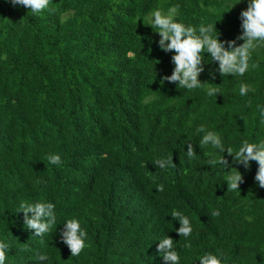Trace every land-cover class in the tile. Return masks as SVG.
I'll return each instance as SVG.
<instances>
[{"label": "trees", "instance_id": "obj_1", "mask_svg": "<svg viewBox=\"0 0 264 264\" xmlns=\"http://www.w3.org/2000/svg\"><path fill=\"white\" fill-rule=\"evenodd\" d=\"M225 3L50 0L34 15L0 0V239L11 244L5 264H38L40 253L51 264H166L155 239L165 234L181 264H199V254L217 249L224 264H264L258 163L244 168L225 150L224 171L236 167L243 176L240 191L231 190L228 173L208 165L221 153L201 148L195 131L203 124L233 148L264 139V50L242 77L221 76L205 52L199 79L222 91L208 97L161 84L174 69L173 53L159 48L146 24L151 12L178 6L181 22L216 20L218 39L242 44L247 0L220 16ZM241 83L254 91L239 96ZM186 143L197 153L191 160ZM50 154L61 164H49ZM161 157L172 159L167 170L152 163ZM36 200L55 203L60 222L42 240L17 211L21 201ZM171 211L192 222L190 249ZM73 217L88 233L76 257L60 238L63 220Z\"/></svg>", "mask_w": 264, "mask_h": 264}, {"label": "clouds", "instance_id": "obj_2", "mask_svg": "<svg viewBox=\"0 0 264 264\" xmlns=\"http://www.w3.org/2000/svg\"><path fill=\"white\" fill-rule=\"evenodd\" d=\"M16 7H23L31 11L32 14H39L49 9L50 0H9ZM241 3V0H226V3L218 13L230 10L234 5ZM242 32L237 39L243 40L237 45L235 40L222 41L218 39V32L215 28V21L202 20L198 25L185 24L179 19L178 6L171 7L167 11L157 9L147 17V25L158 33V46L165 52H172L171 57L174 69L170 75L161 78V84L165 81L176 84L180 89L188 91H203L208 97H216L222 93L221 89L213 86L214 83L202 82L199 79L200 73L204 71V53L208 54L210 61L218 65V72L221 76L242 77L246 72L256 69L258 63L253 61V56L264 50V0H247L246 9L240 13ZM144 20V18H143ZM227 45V46H226ZM254 91L253 87L246 83H241L238 94L241 97L247 96ZM264 115V110L261 112ZM201 134L198 141L201 148L210 146L221 155H213L208 161L211 167L219 166L222 171L228 165V160L224 157L225 150L232 156L237 165L248 168L251 161L258 163V170L255 174V181L259 187L264 188V139L254 142L243 140L235 148L225 145L221 135L213 130L207 129L203 124L195 129ZM187 144L186 156L189 160L197 154L191 143ZM51 165H60L61 157L58 154H50L47 157ZM153 165L161 170H167L172 165L170 157L155 159ZM224 179L227 187L233 191H240L239 185L243 183V176L236 168H231ZM159 191H163V185L158 186ZM23 212L24 225L27 229L33 230V236L40 237L49 235L58 221L56 205L48 200L21 201L18 210ZM169 214V213H168ZM171 217L179 222V227L175 229L180 237L185 238L183 247L191 248L188 238L193 233L192 222L187 215L180 211H171ZM211 215L218 217L220 211L214 210ZM173 227V225H172ZM88 233L82 226L81 221L76 218L63 220V229L60 238L70 249L71 256H79L87 246ZM157 252L162 256L166 264H181V255L177 250L174 240L164 235L155 238ZM11 248V244L6 239H0V264H5L6 253ZM38 264H51V258L47 253L37 254ZM194 260L199 264H224L225 256L219 249L216 252L206 251L199 254ZM193 260V261H194Z\"/></svg>", "mask_w": 264, "mask_h": 264}]
</instances>
